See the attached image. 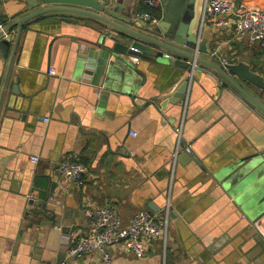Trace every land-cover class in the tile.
<instances>
[{
  "label": "crops",
  "instance_id": "0c3cea01",
  "mask_svg": "<svg viewBox=\"0 0 264 264\" xmlns=\"http://www.w3.org/2000/svg\"><path fill=\"white\" fill-rule=\"evenodd\" d=\"M236 1L264 9V0ZM178 3L162 0L154 15L161 21ZM203 3L184 9L194 13L192 34L201 27L210 52L197 56L247 65L264 78V43L239 40L233 25H215L218 17L202 19ZM110 5H118L119 17L131 11L145 22L139 0ZM26 6L0 0L2 27ZM106 40L79 25L34 20L15 36L12 63L0 65V264L62 263L88 234L85 208L110 207L127 224L138 211L159 214L166 206L165 244L153 240L144 258L118 245L72 264H98L101 253L114 264H264L260 252L248 258L253 236L264 243V117L226 84L219 90L208 68L193 74L183 106L162 107V72L115 57ZM13 88L20 96L8 108ZM64 161L86 168L81 187L56 172Z\"/></svg>",
  "mask_w": 264,
  "mask_h": 264
},
{
  "label": "water",
  "instance_id": "95a60500",
  "mask_svg": "<svg viewBox=\"0 0 264 264\" xmlns=\"http://www.w3.org/2000/svg\"><path fill=\"white\" fill-rule=\"evenodd\" d=\"M22 1L27 4L24 10L26 14L0 29V65L2 66L5 65L6 59L8 64L12 63L16 52L15 36L19 35L24 24L34 20L44 25L61 22L75 24L85 28L89 33L97 34L102 40L107 39L105 43L111 47L115 57L119 59L120 56L133 57L147 61L155 69L158 68L164 78L158 96V99L164 101L162 107L168 103L183 106L184 94L193 74L197 69L208 68L216 77L219 90H222L223 85L226 84L241 96L246 106L264 117V105L261 102L264 100V78L249 72L247 65H223L213 59L197 56V53L209 55L210 52L203 49V42L200 40L201 27L192 34L194 13L192 10L188 12L184 10L186 4L191 5L193 0H179L175 13L165 14L156 26H148L146 22L134 19L131 11L123 15L124 18L119 17L118 5L115 8L96 0ZM132 3L133 0H124L125 6L131 7ZM115 20L120 21L115 22ZM135 25L140 26L141 29H136ZM14 29H16L15 36L12 34ZM3 85L5 88L4 80ZM11 95L7 102L8 108L12 107L14 97L20 96L15 88L12 89ZM3 99L4 89L0 93V109ZM9 116L13 115L9 114ZM186 155L192 157L190 154ZM70 187L73 188L72 183ZM236 193L232 190L229 197H233ZM259 217L250 218V221L255 223ZM253 239L257 247L247 256L253 258L260 252L261 259H259L264 263V243L257 235L253 236ZM214 260H211V264H216Z\"/></svg>",
  "mask_w": 264,
  "mask_h": 264
},
{
  "label": "built area",
  "instance_id": "2783aa9c",
  "mask_svg": "<svg viewBox=\"0 0 264 264\" xmlns=\"http://www.w3.org/2000/svg\"><path fill=\"white\" fill-rule=\"evenodd\" d=\"M107 6L115 0H102ZM139 3L148 11L142 12L139 17L151 26L160 23V19L154 15L161 5L162 0H139ZM218 17L216 26L233 25L236 37L249 43H264V9L248 6L236 0H204L202 7V19ZM2 25L0 23V29ZM215 57H217L215 55ZM137 60V59H136ZM221 64H228L225 59ZM52 74V72H51ZM177 148L174 155L178 154L180 147V131L176 133ZM190 154V149L183 150ZM32 163L37 159L32 158ZM56 172L64 184L81 187L86 168L76 162L64 161L57 166ZM84 214L89 220V231L68 249L66 259L59 264H72V259L80 256H92L103 252L104 249L122 245L135 257L141 259L148 253L150 244L155 239L166 241L170 209L168 206L159 214L147 211H138L127 224H122L118 214L110 207L85 208ZM40 264H58L42 262ZM98 264H114L112 258L101 253Z\"/></svg>",
  "mask_w": 264,
  "mask_h": 264
},
{
  "label": "trees",
  "instance_id": "16d2710c",
  "mask_svg": "<svg viewBox=\"0 0 264 264\" xmlns=\"http://www.w3.org/2000/svg\"><path fill=\"white\" fill-rule=\"evenodd\" d=\"M156 16V15H155Z\"/></svg>",
  "mask_w": 264,
  "mask_h": 264
}]
</instances>
